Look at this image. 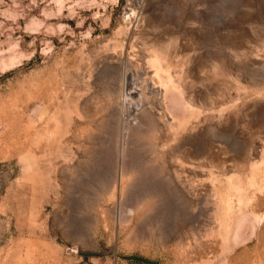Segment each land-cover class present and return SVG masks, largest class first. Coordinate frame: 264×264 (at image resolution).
<instances>
[{
    "label": "rangeland",
    "instance_id": "obj_1",
    "mask_svg": "<svg viewBox=\"0 0 264 264\" xmlns=\"http://www.w3.org/2000/svg\"><path fill=\"white\" fill-rule=\"evenodd\" d=\"M0 264H264V0H0Z\"/></svg>",
    "mask_w": 264,
    "mask_h": 264
}]
</instances>
